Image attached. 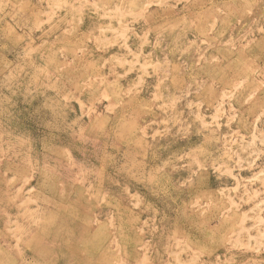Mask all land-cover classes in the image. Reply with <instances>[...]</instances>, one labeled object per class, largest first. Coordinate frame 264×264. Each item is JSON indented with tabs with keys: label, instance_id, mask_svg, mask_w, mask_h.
Instances as JSON below:
<instances>
[{
	"label": "rangeland",
	"instance_id": "rangeland-1",
	"mask_svg": "<svg viewBox=\"0 0 264 264\" xmlns=\"http://www.w3.org/2000/svg\"><path fill=\"white\" fill-rule=\"evenodd\" d=\"M0 264H264V0H0Z\"/></svg>",
	"mask_w": 264,
	"mask_h": 264
},
{
	"label": "bare ground",
	"instance_id": "bare-ground-1",
	"mask_svg": "<svg viewBox=\"0 0 264 264\" xmlns=\"http://www.w3.org/2000/svg\"><path fill=\"white\" fill-rule=\"evenodd\" d=\"M146 68V67H145ZM121 127V126H120ZM119 130V129H118ZM120 133V132H119ZM132 133V132H131ZM137 145V144H136ZM142 146V145H141ZM144 148V147H143ZM43 174V173H42ZM20 208V207H19ZM21 213V212H20ZM20 213H18V214H20ZM30 214V213H29ZM16 216V215H15ZM16 218V217H15ZM18 219V218H17ZM14 222H16V221H14ZM31 224V223H30ZM4 229V228H3ZM29 229V228H28ZM26 233V232H25ZM24 234V233H23ZM25 236V235H24ZM19 240V239H18ZM223 245V244H222Z\"/></svg>",
	"mask_w": 264,
	"mask_h": 264
}]
</instances>
